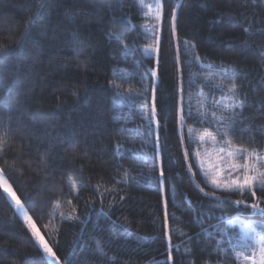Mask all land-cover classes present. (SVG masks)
<instances>
[{
  "label": "trees",
  "instance_id": "obj_1",
  "mask_svg": "<svg viewBox=\"0 0 264 264\" xmlns=\"http://www.w3.org/2000/svg\"><path fill=\"white\" fill-rule=\"evenodd\" d=\"M42 2L38 11L37 0H0V121L12 128L0 166L60 261L239 264L221 229L238 237L228 219L264 221V214L234 203L250 205L256 198L249 193L214 189L194 153H201L197 137L205 130L222 139L211 117L202 122L198 111L206 101L207 110L220 114L213 101L222 93L214 84L221 69L235 68L234 78L224 82L239 85L245 107L243 122L229 136L264 154V0H163L160 52L152 56L144 51L154 37L145 35L147 10L138 0ZM173 9L177 36L170 31ZM80 47L86 55L77 60ZM152 70L156 76L141 78ZM180 80L192 112H186L182 137L175 105ZM153 86L157 118L167 121L166 130L156 129L159 145L140 111L145 97L151 104ZM213 191L226 198L204 195ZM256 197L264 201V191L258 188ZM221 238L227 252L217 250ZM0 264H52L2 189Z\"/></svg>",
  "mask_w": 264,
  "mask_h": 264
},
{
  "label": "snow or ice",
  "instance_id": "obj_2",
  "mask_svg": "<svg viewBox=\"0 0 264 264\" xmlns=\"http://www.w3.org/2000/svg\"><path fill=\"white\" fill-rule=\"evenodd\" d=\"M255 0H253V3ZM138 3L146 7L148 11L143 12V16L147 19L145 20V28L147 31L145 35L148 34V31L154 37V41L151 44L145 46V53L148 56H152L153 54H159L160 52V38L156 36V32L158 27L163 20V0H155V8H153L152 4H145L144 0H138ZM46 5L42 2V0H37V8L38 11L40 8L45 7ZM176 11L173 9L172 13L169 17L170 31L173 36H177L176 31ZM155 21V23H152ZM34 21L29 20L28 25H31ZM28 25H26L25 34L28 31ZM249 29H245L248 31ZM123 49L127 50L129 45L123 43ZM187 44V41H185ZM177 52L179 51V44L176 45ZM81 55H86L85 49L83 47L75 49V57L77 60L80 59ZM177 59L176 57L173 58ZM81 65L87 67V61H80ZM159 63V61H157ZM206 67L211 68L212 65H207ZM236 73L235 68H224L220 71V78L214 84V87L219 89L222 93L219 100H214L213 105L215 108L220 110V114L217 115L216 111H210L205 108L206 101L201 102L200 110L198 111V115L202 122L211 117V120L215 123V126L218 129L220 137L222 139H218L217 135L214 133L205 130L203 134L199 135L197 139L199 142L204 143L206 138L210 141L212 148L204 149L206 153L205 156H201L200 151H196L194 155L197 157V162L201 165V168H204L205 163L207 162V169L205 171V175L210 177V183L213 185L214 189H222L227 192H239L241 194L249 193L252 197H255L256 200L250 205L247 204L245 200H235L234 203L236 205H244L245 207H249L253 210V213H261L264 214V206L260 198L256 197L257 189L264 191V154H262L259 150L255 148H247L242 145H237L233 142V139L229 136V131L233 130L237 125L242 123V111L245 107V101L239 96V85L235 82L231 84H225V78L233 79ZM156 76L157 71L152 70L150 72L144 73L141 77L146 80L147 77ZM209 80H213L214 77L209 75L206 77ZM147 91V89H145ZM129 94H132L133 90H128ZM184 86L182 80L178 82L177 85V95L178 100L175 101V105L177 107L178 115H179V129L178 131L183 134L185 129V120H186V112L187 115H191V96L188 98L187 109L185 108V97H184ZM77 93L74 91L73 95ZM137 95H143L142 93H137ZM145 99V106L140 109L141 113L148 120L147 125V133L154 134L155 133V144L159 145L160 136L156 132V129L159 127H164L167 129V121L165 120L164 124H161L160 119H158V110L156 107V96H155V86L151 89V104L147 103V97ZM155 124V128L153 127ZM189 133H191V129H187ZM12 133V128L10 121L8 124H4L3 121H0V159L3 158V154L6 146H10V136ZM73 149L76 145H72ZM122 145L117 143L116 151L119 154L122 151ZM158 155V154H157ZM184 155L187 157L188 152L187 148L184 149ZM243 161V162H241ZM42 162L46 163V154L42 156ZM8 162L5 161V164ZM15 162H13L14 164ZM189 170L191 169V164L188 165ZM14 170V169H13ZM164 169L161 166L159 169V177L157 178L160 184H163L164 177ZM124 180L127 181L130 177L127 172L124 173ZM134 179V177H131ZM101 185L97 184L96 188L99 189ZM0 189L6 193L11 200L14 202L16 210L19 214L22 215L23 219L27 222V226L31 231V235L34 237L35 241L39 243L42 247L43 252L50 258L53 259L55 264H59L60 258L57 256L56 252L53 250L52 245L48 243L45 239L44 235L37 229L35 222L33 221L31 215H29L25 206L17 195V193L13 190L9 181L5 177V169L3 166H0ZM105 192H112L113 189H104ZM203 191V189H201ZM205 196H212L216 199H225L226 197L217 196L216 192L213 191L211 193L204 192ZM103 196V193H101ZM123 199V197H121ZM167 207V200L165 199V209ZM75 212V209H73ZM64 214L61 213V216ZM69 219H76L72 213H69ZM167 211L165 210V218H167ZM223 216V214H222ZM228 224L239 223L240 224V232L241 235L238 237H234L233 235H229L228 229L222 228L221 232L224 236H227L229 241V247L232 249L236 260L239 264H264V224H258L252 220H241L239 217H233L227 220ZM167 227V232L165 233L166 238L169 242V250L167 253V259L171 261L172 254L171 248L173 245L171 244V228ZM259 229V230H258ZM207 235L211 236L212 233L204 230ZM236 239V243H232L233 239ZM224 243L223 238L217 241V250L221 252H227L228 249H224L221 245ZM98 251H103L101 242L98 240L96 242ZM240 247L243 251H236V249ZM186 251H189L186 249ZM247 253V254H246ZM113 259H115L113 257ZM127 264V262H125ZM187 264H194V261L189 260Z\"/></svg>",
  "mask_w": 264,
  "mask_h": 264
},
{
  "label": "rangeland",
  "instance_id": "obj_3",
  "mask_svg": "<svg viewBox=\"0 0 264 264\" xmlns=\"http://www.w3.org/2000/svg\"><path fill=\"white\" fill-rule=\"evenodd\" d=\"M144 2H145V4H152V6H153V8H155V0H144ZM146 8V7H145ZM146 10L148 11V9L146 8ZM152 23H155V21H152ZM159 28V27H158ZM159 34H158V30H157V32H156V36H158ZM159 37V36H158ZM201 156H205L206 155V153L204 152V149L205 148H207V149H211L212 148V145H211V143H210V141H208L207 140V138H206V140H205V142L202 144V146H201ZM241 162H243V161H241ZM204 168L205 169H207V162L205 163V166H204ZM209 177V176H208ZM210 178V177H209ZM11 199V198H10ZM13 202V201H12ZM13 204H14V202H13ZM15 205V204H14ZM26 210V209H25ZM27 212V211H26ZM28 213V212H27ZM21 215V214H20ZM22 216V215H21ZM23 218V217H22ZM240 219V218H239ZM241 220H244V219H241ZM245 221H248V220H245ZM252 221H254V220H252ZM26 222V221H25ZM255 222H257L258 224H264V221H261V220H259V221H255ZM27 223V222H26ZM228 225H230V226H237V228H238V233H239V235H241V232H240V224L239 223H233V224H228ZM38 229V228H37ZM259 230V229H258ZM237 251H243V249L242 248H240V247H238L237 249H236ZM247 254V253H246ZM48 257V256H47ZM48 259L50 260V262L52 263V264H55V262L53 261V259L52 258H50V257H48ZM59 264H63L61 261H59Z\"/></svg>",
  "mask_w": 264,
  "mask_h": 264
}]
</instances>
